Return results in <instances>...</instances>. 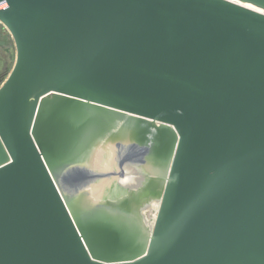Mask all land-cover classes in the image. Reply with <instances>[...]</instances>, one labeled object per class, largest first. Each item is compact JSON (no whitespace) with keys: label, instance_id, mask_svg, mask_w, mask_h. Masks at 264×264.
Here are the masks:
<instances>
[{"label":"water","instance_id":"water-1","mask_svg":"<svg viewBox=\"0 0 264 264\" xmlns=\"http://www.w3.org/2000/svg\"><path fill=\"white\" fill-rule=\"evenodd\" d=\"M0 264H264V0H0Z\"/></svg>","mask_w":264,"mask_h":264},{"label":"rangeland","instance_id":"rangeland-1","mask_svg":"<svg viewBox=\"0 0 264 264\" xmlns=\"http://www.w3.org/2000/svg\"><path fill=\"white\" fill-rule=\"evenodd\" d=\"M0 61V71L2 69V71H6V73L12 71L16 62L15 43L8 30L3 25L0 27ZM2 82L0 83V86Z\"/></svg>","mask_w":264,"mask_h":264},{"label":"flooded vegetation","instance_id":"flooded-vegetation-1","mask_svg":"<svg viewBox=\"0 0 264 264\" xmlns=\"http://www.w3.org/2000/svg\"><path fill=\"white\" fill-rule=\"evenodd\" d=\"M0 66H1V64H0ZM1 71H2V69H1ZM1 71H0V81L3 79L4 75L6 74V71H2V72Z\"/></svg>","mask_w":264,"mask_h":264},{"label":"trees","instance_id":"trees-1","mask_svg":"<svg viewBox=\"0 0 264 264\" xmlns=\"http://www.w3.org/2000/svg\"><path fill=\"white\" fill-rule=\"evenodd\" d=\"M0 27H2V25L0 24Z\"/></svg>","mask_w":264,"mask_h":264}]
</instances>
